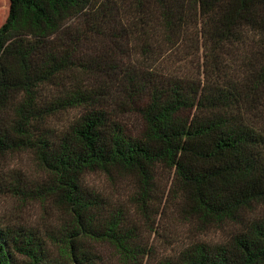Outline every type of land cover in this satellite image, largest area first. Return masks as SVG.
<instances>
[{"label":"trees","instance_id":"16d2710c","mask_svg":"<svg viewBox=\"0 0 264 264\" xmlns=\"http://www.w3.org/2000/svg\"><path fill=\"white\" fill-rule=\"evenodd\" d=\"M114 24L143 58L103 75L79 46ZM198 27L210 58L251 35L247 79L174 73L173 57H182L183 44L193 48ZM88 72L95 83L82 80ZM103 78L114 83L98 84ZM8 106L13 122L0 119V154L34 151L49 174L42 192L70 225L59 242L62 260L49 258L35 232L0 225V264H93L82 239L109 243L138 263L146 251L135 230L121 212L105 217L84 179L130 175L145 209L158 166L174 172L188 210L203 223L239 225L226 243L193 245L177 264H264V218L248 219L264 204V0H0V110ZM75 109L81 114L66 129L47 125ZM126 117L139 121L138 131Z\"/></svg>","mask_w":264,"mask_h":264},{"label":"rangeland","instance_id":"374dc122","mask_svg":"<svg viewBox=\"0 0 264 264\" xmlns=\"http://www.w3.org/2000/svg\"><path fill=\"white\" fill-rule=\"evenodd\" d=\"M119 26L111 25L105 30L104 37H90L79 46L86 60L94 62V68L100 67L103 75L119 74L123 64L131 60H137L134 65L140 66L143 58L139 52L133 54L130 46L122 42L119 38L122 27ZM194 34L193 48L188 49V44H183L182 57H173L172 69H175L176 75L202 80L203 76L209 74L214 81L217 77L224 79L220 83H227L228 80L242 83L249 77L247 63L253 60L255 52L250 34L244 43H225L213 58L207 57V51L201 47L199 27ZM187 54L192 57H187ZM90 73L81 78L93 84L95 79L89 76L94 74ZM97 80L100 85L114 83L107 78ZM81 111L75 109L58 114L50 118L47 125L59 132L66 129ZM250 117V114H246V118ZM0 119L6 127L12 124L13 111L9 106L0 110ZM126 121L129 130H139L140 124L135 117H126ZM154 177L151 197L145 209L138 201V181L130 175L118 171H112L110 175L98 172L87 174L84 179L86 187L103 200V215L107 217L111 213L121 212L127 228L135 230L136 242H140L146 251V255L139 257L136 264H177L179 255L187 248L199 243L223 244L239 231L238 224L225 222L208 225L193 215L186 206L184 193L175 184L172 170L158 166ZM48 182L49 174L37 160L34 151L24 149L0 154V225L35 232L46 242L49 258L62 260L59 242L67 234L70 218L62 207L57 206L52 196L42 192ZM259 218H264V204L248 213L250 220ZM81 244L91 254L93 264H135L109 243L82 239ZM14 263L21 264L22 261L17 258Z\"/></svg>","mask_w":264,"mask_h":264}]
</instances>
